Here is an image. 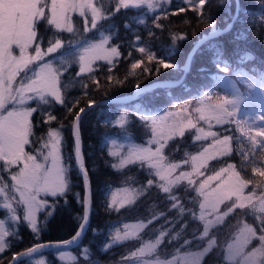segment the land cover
I'll return each mask as SVG.
<instances>
[{
  "label": "snow or ice",
  "instance_id": "obj_1",
  "mask_svg": "<svg viewBox=\"0 0 264 264\" xmlns=\"http://www.w3.org/2000/svg\"><path fill=\"white\" fill-rule=\"evenodd\" d=\"M183 2L191 4L192 10L202 21L205 20L201 10L205 7L206 0H198V3L196 0ZM113 3L114 7L108 8L103 4L97 6L93 0H0V161L3 162L0 172L8 173L10 178L9 182L0 175V199L3 200L0 207L8 210L11 221L6 226V220L0 218V254L10 250L11 242L6 240V237L22 239L17 231L20 223H25L34 239L39 241L41 233L46 229L47 221L61 206L59 203L61 197L65 198L63 205L67 206L69 201L66 197L71 193L82 208V213L73 217L78 224L70 238L35 243L22 252L14 253L10 264H17L21 257H30L42 249L56 250L58 259L69 264H80L81 259L85 264H100V261L90 259L88 246H84L79 255L61 251L69 246H78L77 242L85 234L89 223L90 168L82 151L81 122L93 106V102L89 101L88 108L81 107L73 114L79 100L72 103L62 92L61 76L68 71L70 65H78V71L73 79L88 74L95 80L93 74L96 62L105 61L108 65L114 66L121 57L119 46L110 44L112 35L100 30L99 22L113 17L122 9H135L145 5L151 11L159 7L158 0H113ZM178 11L183 13L185 8L180 7ZM239 12L240 4L237 0L232 22H227L222 29H217L216 21L213 20L210 25L212 30L203 35L197 43L212 41L218 35L230 31ZM74 13L85 17L84 33L90 30L98 31L97 39H89L80 33L73 23ZM89 15L91 28L88 26ZM261 20H264V16H261ZM42 21L56 30L54 38L49 39L46 48L42 47L43 38L38 31V24ZM128 26L126 21L125 27ZM156 26L160 27L158 23ZM62 32L73 35L74 38L69 40L68 44L74 51L71 56L60 55L58 61L54 62L50 54H57L58 50L64 48V41L58 35ZM186 38L184 34L173 36V44ZM209 48L216 49L217 54L222 50L220 46L212 43H209ZM14 50H18V54ZM139 52L145 53L146 49L140 47ZM148 59H153L151 54H148ZM140 65L141 60H135L131 68L137 69ZM159 65L164 69L176 67L174 63L166 62L165 59H160ZM216 68L220 70L221 65L217 63ZM223 71H228L227 66L223 67ZM108 80L112 81L111 75L108 76ZM116 83L122 84L123 81ZM81 86L87 89L86 84ZM257 87L259 103L264 107V81L258 85L250 81L247 84L248 92L243 93L234 87L231 98L223 97L216 103L210 101L208 92H204L203 97L197 102L199 106L193 110L195 117L187 114L186 105L174 111H165L162 115L147 111L139 113L138 118L150 129L151 138L146 144L129 143L126 152L109 151L110 157L119 158L118 164L111 165L114 170L138 163L142 170L147 166L151 177L142 187L124 189V195L119 203L114 201L108 203L109 210L114 206L119 209L124 205L133 204L149 189L155 187L159 193L166 194L170 203L169 210L177 212L172 221L166 222L173 224L172 228L158 230V234L157 230H153L152 238L143 239L140 246L130 252L127 258H121L120 264H124L125 259L132 258H136L137 264H203L217 249L220 259L213 264H264V191L257 195V188L264 189V180L253 184L251 179L244 178L242 170H238L234 163H228L218 170H212L211 174H206L211 161L233 152V137L224 135L217 138L215 132L205 131L194 122V119L203 121L210 127L213 124H235L237 131L251 145L249 151L240 153L242 164L249 162L250 152H255L257 146L264 151V111L249 109L246 103L252 98V90ZM136 89L143 92L150 90H141L139 84L136 85ZM29 102H35V106ZM69 103H72L71 107L68 106ZM55 105L63 106L68 114L73 115L70 124L73 140L71 153L65 148L66 137L63 131L67 126L63 123L56 128L48 127L44 134L46 138L41 139L40 145L33 151H26V146L31 147L34 143L30 139L35 135L33 115L40 112L44 117V123L50 124L57 119L52 113ZM115 123L124 128L128 123V117L121 115ZM189 129H195L197 133L195 140L210 137L212 142L187 159L169 162V156L165 154L166 146L173 138L184 137ZM188 165L190 170H179L182 166ZM13 166L18 170H12ZM73 168L81 177L83 195L80 191L73 192L74 184L71 179ZM251 172L264 178V168L253 164ZM250 185H253L252 190L246 193L245 190ZM180 186L184 187L185 193L189 191L194 193L189 202L198 206V213L195 208L188 209L184 206L181 197L176 194ZM238 209L244 210L245 216H252L256 223H248L243 218L238 219L229 231L228 238L221 245L213 230L218 226H224L227 218ZM38 212L45 214L44 220L38 219ZM186 214L201 225L199 229L193 230L190 238H182L180 230L174 226L175 223H180L181 229H185L188 222L183 217ZM165 215L163 212L155 214L147 223L140 220L134 225L125 224L123 231L117 228L111 233L110 240L119 244L122 241L139 239L143 230L149 228L154 221L163 219ZM165 241L178 246L172 249L170 258L162 259L159 253ZM109 247L110 244L105 243L102 250ZM34 264H45V260L41 258Z\"/></svg>",
  "mask_w": 264,
  "mask_h": 264
},
{
  "label": "trees",
  "instance_id": "obj_2",
  "mask_svg": "<svg viewBox=\"0 0 264 264\" xmlns=\"http://www.w3.org/2000/svg\"><path fill=\"white\" fill-rule=\"evenodd\" d=\"M99 1L105 4V7H114L113 0ZM196 2L198 3V0ZM158 3L159 7L151 11H148L145 5L135 9H122L113 17L99 22L100 30L112 35L110 44L119 46L121 57L114 66L108 65L105 61H98L97 63L100 65L94 66L93 75L95 80L88 74L73 79L78 71V65H70L68 71L62 74V92L66 94L72 103L79 100L73 114L89 101L94 102L99 99L128 93L137 84L141 85L159 78H177L183 70L182 64L188 49L197 37L209 30L207 24L215 20L216 27L224 26L232 18L235 7L234 0H223V3H221V0H206V5L201 10L205 16V20L202 21L197 13L192 10V5L185 4L183 0H158ZM239 4V16L233 23L231 30L218 35L212 41L199 44L194 49L181 82L171 86L153 87L147 92L139 91L123 105L114 102L95 104L84 115L81 122L82 151L85 155L86 164L90 168L91 210L85 234L81 237L78 246L70 249L74 254L79 255L81 249L88 246L90 248V259L92 261L98 260L100 263L128 255V251L133 248V241L131 245L128 244L129 241H122L119 244L112 243L107 250H102L103 245L105 243L109 244L111 233L122 223L143 219L147 215L151 217L156 213H166L163 219H158L152 223H156L157 231L173 227V224L166 222L172 221L177 216V212L169 210L170 203L166 194L159 193L155 187L149 189L144 196L139 197L133 204L124 205L119 209L113 207L109 210L107 208L108 198L106 195L112 184L115 183L114 185H116L120 182V179H123L122 182L125 185L138 188L145 185L151 177L148 174L147 166L142 170L138 163L114 170L111 165L116 164V162L108 157L106 153L108 143L106 142L109 139H121L126 134H128V138L131 137L130 139L133 138L134 140L136 137L138 139L139 136L138 134L135 135V132L139 133L143 126L142 121L138 118L139 113L157 111L170 101L179 100L186 95L197 94L200 88L205 85H215L217 79L214 74L207 75L208 72L212 73L213 71L209 68L212 62H220L226 66L238 67V69L246 67L257 77L264 80V20H261V16H264V0H239ZM180 7H184L185 12H179ZM141 20L143 23H140ZM126 21L129 25L127 28L125 27ZM157 23L160 27L156 26ZM75 27L82 28V26ZM38 31L41 36L49 34L54 38L56 34V30L47 26L43 21L38 24ZM181 34H184L187 38L182 41L178 40L173 44L172 37ZM58 35L64 42L73 36L67 32ZM84 36L89 39L93 38L98 36V31L90 30ZM209 43L220 46L222 50L217 54L216 49L209 48ZM64 45H68V43ZM140 47H144L146 52H139ZM148 54L165 59V61L176 62L180 67L177 65V69H164L161 65L156 66L153 62H150L147 66L148 70L144 71L146 74L143 70H140V66L137 68V72H132L131 64L135 60H141L143 55L146 57ZM157 69H159L158 72ZM109 75L112 76V81L108 80ZM116 81H123V83H116ZM81 84H86L87 89L85 90ZM72 103H69L68 106L71 107ZM121 112L128 117V123L119 131L118 128L120 127L115 124V121ZM52 113L57 119L50 124L44 123V117L40 112L33 115L35 135L30 138L34 141L31 148L38 145V140L44 137L48 127L55 128L63 123L67 126L64 128L63 134L66 130L71 131L70 124L73 115L68 114L66 108L55 105ZM214 129L213 132L217 134V138L225 133L233 137V152L228 156L211 161L206 174H211L212 170H217L226 163H234L236 166L241 165L243 168L248 169L247 176L244 178H248L249 174H253L251 172L253 164L261 165L264 168V151L259 146L256 147L255 152H250V161L242 164L240 153L249 151L251 145L237 131L235 125L232 126L231 124L230 126ZM179 139L177 143H173V150L169 154L171 161L181 160L183 151L194 148L197 141L193 138L190 129L186 131L184 137H179ZM200 141H203V143L200 142L201 144H205L208 142V138ZM72 145L73 140L66 137L65 148L69 153H71ZM181 170L188 171L190 168ZM253 176L261 178L258 174ZM71 179L80 180L81 183L78 182L77 184L83 192L82 180L75 168H73ZM261 191H264V189H260ZM247 192H249V188H247ZM176 194L181 197L186 208H195L198 213V206L189 202V198L194 193L191 191L185 193L184 187L180 186L177 188ZM64 199V197L60 198L59 203L61 206L56 209L55 215L47 221L46 229L41 233L39 241L66 239L76 231L78 222L73 217L75 214H81L82 208L77 204L74 195L71 193L66 197L69 201L67 206L63 205ZM49 201L51 202V198H49ZM44 215L43 212H38V219L44 220ZM242 218L246 219L248 223H256L252 216H245L244 210H236L234 214L227 218V223L224 226H218L213 230V234L218 236L220 244L224 243L237 220ZM183 219L188 222L185 229H181L180 223H175L174 226L177 230H180L182 238H190L193 230L199 229L201 225L193 221L188 214L184 215ZM122 228H124L123 224ZM93 229H96V231L94 232ZM17 231L22 239L6 237V240H10L11 247L10 250L0 254V264H5L9 257L19 249L39 242L34 239L26 224L20 223ZM150 235L151 233L145 230L141 237ZM140 241L141 239H136L134 246L136 247ZM170 245L173 248L178 246L168 244L165 241L162 248L167 249ZM217 251H213L203 264H213L214 261H218L220 257L217 255ZM41 258L45 260V264H69L67 261H60L58 252L54 249H42L30 257L18 260L17 264H34L35 261ZM80 264H85L83 259L80 260Z\"/></svg>",
  "mask_w": 264,
  "mask_h": 264
},
{
  "label": "rangeland",
  "instance_id": "obj_3",
  "mask_svg": "<svg viewBox=\"0 0 264 264\" xmlns=\"http://www.w3.org/2000/svg\"><path fill=\"white\" fill-rule=\"evenodd\" d=\"M93 2L95 4H97V6H99L100 4H102L99 0H93ZM103 5H105V4H103ZM87 19L89 21V25L88 26L90 27L91 26L90 25V15L87 17ZM44 23H46V22H44ZM73 23H74V26H82V28H79L80 33H82L83 35H87L88 34V32L87 33H84V31H83L84 30V27H85V17H81V16H79L78 13H74L73 14ZM210 25H211V23L207 24V26H209L208 29L211 28ZM51 37H52V35H49V34H46V35L42 36V38H43L42 39V47L46 48L48 46V42H49V39H51ZM73 38L74 37L72 36L70 39H67L64 42V44L65 43H68V41L71 40V39H73ZM97 38H98V36H95V37L90 38V39H97ZM14 51L16 52V54H18V50H14ZM73 51H74V48L68 44V45H64V48L58 50V53L57 54H50V55L52 56L54 62H57L58 61V57L60 55L71 56L73 54ZM143 56L141 58V65H140V70L141 71L143 70V72H144L145 69H147V66H148V64L150 62H153L156 66H159V60L161 58H157V57H155V56L152 55L153 59L152 60H149L148 59V55H146V57L145 56L143 57ZM166 62L174 63L176 65V67L178 65V63H176V62H172V61H166ZM217 63H219L221 65V69L220 70H218L216 68V64ZM95 65H100V64L96 62ZM224 66H226V65L225 64H221L220 62H216V61L215 62H212L210 64V67L209 68L211 70H213V71H212V73H209L208 72L207 75L208 74H212V75L214 74V76L217 78V80H216V84L217 85L216 84L215 85L214 84L205 85L202 88H200V90H199V92L197 94H195V95H189V96L186 95V96H184L183 98H181L179 100L170 101L165 106H163L160 109H158L157 111L150 112V113H155V114L162 115L165 111H174L177 108L181 107L182 105H186L187 106V110H188L187 114H191L193 117H195L196 114L194 113L193 110L196 107L199 106L197 102L203 97L204 92H208L209 93V99H210V101L213 102V103H216V102H219V100L221 98H223V97L231 98L232 91H233V88L234 87L235 88H238L241 92L246 93V92L249 91L248 88H247L248 82L251 81V82H254V83H256L258 85L261 81H264L262 78L257 77L254 73H252L246 67H240V69H238V67L227 66L228 71L227 72H224L223 71V67ZM176 67L171 68V70L177 69L178 67H180V65H178L177 68ZM137 71H138V69H132V72H137ZM144 74H146V72H144ZM182 78L177 83L181 82ZM258 98H259V88L257 87L256 89H253L252 90V98L249 101L246 102L247 103V106H248V108L249 107L253 108L256 105L257 107L261 108V111H264V107H262L260 105ZM29 103L32 106H35V102H29ZM251 108H249V109H251ZM255 110H257V109H255ZM121 115H124V113L121 112L116 117V119L119 116H121ZM241 115H243V111L241 112ZM194 122H196L198 124V126L201 127V128H203L205 131H214L215 130L214 128H217V127L218 128H221L223 126H230L229 124H224V125H215V124H213L210 127L208 124L204 123L203 121H198V120H195L194 119ZM258 124H259V122H258ZM233 125H235V124H232V126ZM118 129L120 131V129H122V128L120 127ZM190 130L192 131L193 138L195 139V136L197 135L195 129H190ZM136 134H138L139 138L137 139V137H136V139H134V140H133V138L130 139L131 138L130 136H129L130 138H128V134H126L121 139H112V140L109 139L106 142V143H108L107 144V148H106L107 155H108V153H109L110 150L111 151H118V152H120V151L126 152V146L129 143H144V144H146L147 143V140L151 138V136H150V129L147 128L144 124L142 126V130H140L139 133H137V131H136L135 132V135ZM63 135L65 137H69V138L72 139L71 131L70 130H66ZM224 135H229V134L225 133ZM224 135L220 136L219 138H222ZM42 138H46V137H42ZM42 138H40L38 140L39 142H38V145L37 146L34 145L33 148L26 146V151H33V149L35 147H38L40 145V142H41V139ZM202 139H205V138H202ZM179 140H180L179 137H175V138H173L169 142V144L166 146V150H167V152H165L166 155L169 156L170 152H172V150H173V143H177ZM113 141H115V143H113ZM200 142L203 143V141H199V142L196 141L195 142L196 145H194V148L188 149V150L185 149L183 151V153H182V157L183 158L181 160L171 161L169 159V162H180L183 159H187L188 156L194 155L198 151H201L204 147H206L208 144H210L212 142V140H211V138H208V142L205 143V144H201ZM121 145H124L125 147L122 148ZM108 157L111 158V159H114L115 162H116V164L119 163V158L118 157H110L109 155H108ZM72 163L74 165V163H75L74 160L72 161ZM227 164L228 163H226V165ZM226 165H224V166H226ZM255 166L256 167L263 168L261 165H255ZM2 167H3V162L0 161V168H2ZM189 168H190V165H188V166H182L181 169L185 170V169H189ZM181 169H179V170H181ZM237 169L238 170H242V174H243L244 177L247 176V170L248 169L243 168L241 165H237ZM12 170H18V169L16 168V166H13V169ZM0 175L4 176L5 179H8L9 182H10V178H9V174L8 173L0 172ZM253 175L254 174H249L248 175V178H245V179H251L253 181V184H255L257 181H259L261 179L264 180V178H262V177L261 178H258V177H255ZM72 181H73V184H74L73 192L80 191L81 192V195H82L83 192L79 189L78 184H77L78 182L81 183L80 180L79 181H76L75 179H72ZM119 181H120L119 183L117 181L118 184H116V185H114L115 183L112 184L111 185V188L107 191V195L106 196L108 198V203L110 201H114L115 203H119L120 199L124 195V191L123 190L126 189V188H131L129 185H125V183L122 182V181H124L123 179H120ZM252 187H253V185H250L248 187L249 188V191H250V189H252ZM246 190H245V192H246ZM258 192H260V188H257V195L260 194ZM2 203H3V200L0 199V205H2ZM21 213H22V209H21ZM156 214H158V213H156ZM151 217L147 215L143 219L131 220V221L124 222L122 224L123 225H125V224L134 225L137 222H139L140 220H143L145 223H147V221L150 220ZM0 218H3V219L6 220V226H8L11 223V221H10V214L8 213V210L7 209H3L2 207H0ZM122 224H121V226L118 227L121 231L124 230V228H122ZM18 227H19V225H18ZM18 227H17V229H18ZM146 230H148V232L151 233V235L150 236H146V237H140L139 239H141V241L139 242V244L136 247L134 246L135 245V242H136V239L129 240V243L128 244H130V245H131V243L133 241V243H132L133 248L128 251L129 252L128 255H124V256L118 257V258H116V259H114L112 261H104V262H101L100 264H120L121 258H127L129 256L130 252L134 251L137 247L140 246V243L142 242L143 239L152 238L153 230H157L156 223L155 224H152ZM144 231L145 230H143V232ZM156 234H158V231H157ZM227 238H228V236H227ZM61 240H63V239H61ZM45 241H48V240H45ZM79 241L77 242V244H79ZM112 243L113 242L109 239V244H112ZM75 246H77V245H73V246H71L69 248H63L61 251H70V252H72L70 249L73 248V247H75ZM21 249H23V248H21ZM21 249H19V250H21ZM172 249H173L172 245H170L169 248H167V249L166 248H161L160 253H159L161 255V258L162 259L163 258H170V254L172 253ZM124 264H137L136 258H132L131 260L125 259Z\"/></svg>",
  "mask_w": 264,
  "mask_h": 264
},
{
  "label": "water",
  "instance_id": "obj_4",
  "mask_svg": "<svg viewBox=\"0 0 264 264\" xmlns=\"http://www.w3.org/2000/svg\"><path fill=\"white\" fill-rule=\"evenodd\" d=\"M236 2L237 0H234V3H235V7H234V14L236 12ZM228 22H232V18L229 19ZM224 26L222 27H216L217 29H222L224 28ZM212 29L210 28L206 33H208L209 31H211ZM206 33L204 34H201L199 37L196 38V40L193 42V44L190 46V48L188 49L185 57H184V61H183V64H182V72L180 73V75L177 77V78H159V79H154V80H151L149 82H146V83H143L140 85V88L141 90L143 89H151L153 87H161V86H171L173 84H176L184 75L187 67H188V63H189V60H190V57H191V54L193 53L194 49L199 45L197 42L200 40V38L205 35ZM139 91H137L136 89V86L133 87V89L128 92V93H124V94H121V95H116L114 97H110V98H104V99H99L97 101H94L93 102V105L95 104H98V103H106V102H114V103H118V104H124L126 101H128L129 99H131V97H133L136 93H138ZM89 106V103H87L85 106H83V108H88ZM79 110V109H78ZM77 110V111H78ZM74 234V233H73ZM72 234V235H73ZM71 237V236H70ZM68 237V238H70ZM66 238V239H68ZM81 239V238H80ZM48 241H57V240H48ZM40 242H47V241H40ZM38 243V242H36ZM35 243H33L32 245L28 246V247H31L33 246ZM28 247L26 248H23L15 253H19V252H22L24 250H26ZM71 247V246H69ZM69 247H66V248H69ZM14 254V253H13ZM13 254L10 256V258L8 259V261L6 262V264H10L11 260H12V257H13ZM22 258H27V257H21L20 259ZM19 259V260H20Z\"/></svg>",
  "mask_w": 264,
  "mask_h": 264
}]
</instances>
